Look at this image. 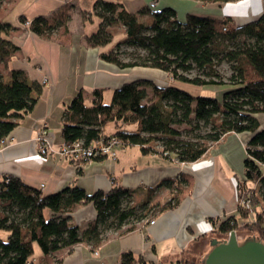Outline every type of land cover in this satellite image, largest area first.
Instances as JSON below:
<instances>
[{
	"label": "trees",
	"instance_id": "trees-1",
	"mask_svg": "<svg viewBox=\"0 0 264 264\" xmlns=\"http://www.w3.org/2000/svg\"><path fill=\"white\" fill-rule=\"evenodd\" d=\"M4 1L0 0V10ZM227 3L237 0H199ZM74 4L64 2L47 14L32 19L20 17V25L36 35L67 44L72 37L69 22ZM83 19L99 18L97 28L84 36L89 47H111L101 53L105 61L121 69L147 67L162 70L169 84L140 77L114 89L109 102L105 88H95L88 103L83 91L65 106L61 134L65 145L83 141L106 142L115 137L121 147L139 146L142 153L172 155L181 163L202 159L213 144L230 132L246 133L244 178L237 179V214L220 222L215 230L228 234L247 228L264 241V14L244 24L230 16L214 17L188 13L178 18L172 7L150 6L130 11L117 0H95L81 8ZM125 36L117 38V28ZM17 26L0 21V63L7 68L19 47L9 38ZM127 47L133 48L126 52ZM124 51V52H123ZM128 54L129 57H125ZM229 64L225 77L219 67ZM196 71V74H193ZM179 83L200 88L225 85L220 96L195 95ZM149 88L152 91L150 97ZM42 85L29 81L24 70L12 69L7 80L0 71V141L35 107ZM114 124L115 131H107ZM182 125L192 130H183ZM210 125L205 132L203 128ZM108 158L99 155L75 160L79 163ZM161 185L176 188L166 203L155 201ZM158 187L139 189L114 182L108 191L87 192L78 185L45 194L14 174L0 177V264H33L35 245L41 250L40 264H59L55 253H71L81 243L97 251L110 230L129 233L169 209L175 208L192 186V178L181 174L168 178ZM92 203L97 215L85 224L77 223L73 213ZM178 258V257H177ZM117 264H157L130 250L123 251ZM171 264H202L183 258Z\"/></svg>",
	"mask_w": 264,
	"mask_h": 264
},
{
	"label": "crops",
	"instance_id": "crops-1",
	"mask_svg": "<svg viewBox=\"0 0 264 264\" xmlns=\"http://www.w3.org/2000/svg\"><path fill=\"white\" fill-rule=\"evenodd\" d=\"M94 1H4L0 10V21L17 26L16 30L10 32L9 38L19 50L7 68L0 63V71L10 80L12 69L24 70L29 81L42 85V92L34 109L11 132L7 143L0 144V177L4 174L17 175L27 184L42 189L45 194L59 191L69 185H78L89 193L108 191L114 182H119L125 187L139 189L138 192L145 198L147 188L158 187L164 180L181 174L190 176L192 186L175 208L165 211L150 222H142L129 233L108 237L95 252L89 245L81 243L76 245L71 253H67V249L55 253V258L61 260L59 264H117L121 253L128 250L157 264H164V257H167V264L181 256L190 260L189 255L184 257L183 253L196 252L198 244L211 235L209 228L216 226L213 220L220 222L230 215L237 214L238 199L235 189L238 178L231 176L234 185H226L220 175L218 178L216 175L223 170L229 172L230 176L233 169L231 170L232 167L230 168L227 162V155L220 157L218 167L217 157L210 156V150L202 159L191 163H181L172 155L144 154L137 145L120 147L115 159L106 158L83 164L59 153V149L64 145L61 134L63 112L66 104L78 92L82 90L89 103L95 88H105L104 99L109 102L113 90L124 83L140 77L153 79L149 72L142 70L147 67L121 69L116 64L103 60L101 53L112 44L105 47L86 45L84 36L97 28L99 18L93 16L92 20H82L81 25H78L75 20L79 19V14L75 10L80 12L82 7L90 9ZM117 1L123 2L130 11H137L157 1L153 9L172 7L177 11L180 20H185L188 13H193L219 18L230 16L237 24H244L264 14V0H237L227 3L199 0ZM64 2L75 6L69 22L72 37L67 44L46 41L29 29L19 26L21 16L32 19L51 12ZM80 14L82 16L81 12ZM124 36L125 34L122 37ZM161 73L168 79L164 84H169L170 78L165 72ZM42 127L47 129L53 149L47 156L40 154L36 140ZM107 131L112 133L115 126L110 124ZM229 136L234 138L227 140ZM237 137L246 145L249 135L230 132L217 143H232L235 139L238 144L240 140ZM225 147L227 151L228 148ZM231 187L234 190L231 191ZM176 192V188L161 185L153 198L164 204ZM96 213L94 205L90 203L78 207L73 217L77 223L85 224L95 218ZM152 220L155 222L151 223ZM5 235L7 233L0 230V236ZM194 244L196 247H193ZM38 247L35 245L33 260L36 262L33 264H40L37 258L41 255V250Z\"/></svg>",
	"mask_w": 264,
	"mask_h": 264
},
{
	"label": "rangeland",
	"instance_id": "rangeland-1",
	"mask_svg": "<svg viewBox=\"0 0 264 264\" xmlns=\"http://www.w3.org/2000/svg\"><path fill=\"white\" fill-rule=\"evenodd\" d=\"M74 9H75V6H74ZM73 9V10H74ZM73 12V11H72ZM75 12H77L78 14H79V19H77V20H75V22H77V24L79 25H81V21L82 20H84L83 18H82V16H81V14H80V12H81V10H80V12L79 11H77V10H75ZM85 21V20H84ZM70 25V24H69ZM19 26H21V27H23V28H26V25H19ZM117 38H116V40H118V39H120V38H122V36L124 35L123 34V32H122V28H117ZM42 38V37H41ZM44 39V38H43ZM44 40H46V41H52V42H56V43H59V42H57L56 40H47V39H44ZM59 44H61V43H59ZM133 50V48H131V47H127V50H126V52H131ZM124 52V51H123ZM123 56H125L124 55V53H123ZM125 57H129L128 56V54H126V56ZM219 69H220V71H221V73L225 76V77H228L229 75H230V73H231V70H230V67H229V64L227 63V62H223L222 64H221V66L219 67ZM143 71H147V72H149L148 74L150 75V76H153V79H155V81L157 82V83H160V84H164L165 83V81H168V79L166 78V77H164L165 75L163 74V73H161V72H163L162 70H153V69H148V68H143L142 69ZM196 71H194V73L193 74H196L195 73ZM164 75V76H163ZM179 85L180 86H183V87H185V89H187L188 91H190L191 93H193V94H195V95H199V94H213V95H217V96H220L221 95V93H222V91L223 90H225L226 88H227V86H225V85H219V86H206V87H204V88H200V87H198V86H196V85H192V84H184V83H179ZM149 92H150V97L152 96V91H151V89L149 88ZM113 126H114V124H112ZM181 128L185 131V130H189V131H191L192 129V127L191 126H187V125H182L181 126ZM211 128V126L210 125H208V126H205L204 128H203V130H205V132L206 131H208L209 129ZM234 137H232V136H229V137H227L226 139L227 140H232ZM238 139H239V137H237ZM237 138H236V140H237ZM240 141H238V144H236V141H235V139H234V142H232V143H234V144H232V143H230V142H227V143H224V142H222V143H215V144H213V146L211 147V149H210V153H209V155L210 156H215L216 155V157H217V166L219 167L220 166V157H222V156H224V157H226V155H227V162H228V164H229V166H230V168H231V170L233 171H230L231 173H230V176H229V172H224L223 170H222V172L219 174V172H217V178H218V175H220V177L222 178V182L223 183H226V185L227 184H232V185H234L233 184V177H237L240 181H242V179L244 178V170H243V167H244V158H245V144H243V142H242V140L241 139H239ZM225 146H227V148H228V150L226 151V147ZM120 147L121 146H119L118 148H117V155H118V151H119V149H120ZM218 154V155H217ZM229 156L231 157V158H229ZM108 158H112V157H110V156H108ZM115 158H117V157H115ZM115 158H112V159H115ZM231 176H233V177H231ZM229 177H231V178H229ZM228 179V181H225V179ZM229 180H230V182H229ZM236 182H237V179H236ZM231 186V185H230ZM237 183H236V194H237ZM232 189H233V187H231V191H232ZM234 190V189H233ZM236 197H237V195H236ZM127 226H125V227H123V228H121V230H110V231H108L106 234H107V236L108 237H111L112 235H115V236H117V235H121L120 233L123 231V230H125V228H126ZM215 228V227H214ZM214 228H209V233H211V235L212 234H214V235H217V236H220V235H224V236H226V235H228V234H221L220 232H218V231H214L215 229ZM237 232H243V231H246V232H251L249 229H247V228H240V229H238V230H236ZM207 233V232H206ZM205 234V233H204ZM200 244V243H199ZM198 244V245H199ZM38 245L36 244V247H37ZM193 247H196V244H194L193 245ZM39 248V247H38ZM192 253H194V252H190V251H186V252H184L183 253V256L184 257H186L187 255H190V254H192ZM182 257V256H181ZM180 257V258H181ZM180 258H175L173 261L174 262H176L177 261V259H180ZM172 263V261L171 262H169L168 264H171Z\"/></svg>",
	"mask_w": 264,
	"mask_h": 264
},
{
	"label": "water",
	"instance_id": "water-1",
	"mask_svg": "<svg viewBox=\"0 0 264 264\" xmlns=\"http://www.w3.org/2000/svg\"><path fill=\"white\" fill-rule=\"evenodd\" d=\"M189 259L202 264H264V241L246 231L232 230L226 236L212 234L199 244ZM166 260L164 257V264Z\"/></svg>",
	"mask_w": 264,
	"mask_h": 264
},
{
	"label": "built area",
	"instance_id": "built-area-1",
	"mask_svg": "<svg viewBox=\"0 0 264 264\" xmlns=\"http://www.w3.org/2000/svg\"><path fill=\"white\" fill-rule=\"evenodd\" d=\"M156 5L157 1H153L150 4L151 8L156 7ZM47 135V129L45 127H42L39 130L36 138L39 152L44 156H47L48 153L53 150ZM7 141L8 140H2L0 141V144H5L7 143ZM119 145L120 144L118 143L117 139L113 136L110 137V139L106 142H100L99 144L91 143L87 147L83 145V141L79 140L70 145H62L59 149V153L74 160L88 159L99 155H105L107 157L110 156L112 158H115L117 157V148L119 147ZM154 222L155 220L151 221V223Z\"/></svg>",
	"mask_w": 264,
	"mask_h": 264
}]
</instances>
